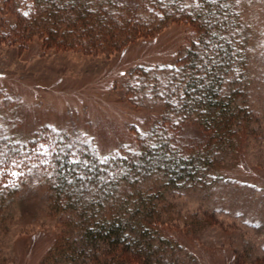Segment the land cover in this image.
Returning a JSON list of instances; mask_svg holds the SVG:
<instances>
[{"label": "rangeland", "instance_id": "obj_1", "mask_svg": "<svg viewBox=\"0 0 264 264\" xmlns=\"http://www.w3.org/2000/svg\"><path fill=\"white\" fill-rule=\"evenodd\" d=\"M222 1L238 12L240 21L230 32L237 57L222 88L236 111L247 114L233 146L215 154L211 166L216 172L208 169L202 180L197 175L180 187L153 174L124 187L130 207L141 195H156L148 206L155 204L166 219L161 231L167 234L165 241H154L166 264H264V0ZM106 2L114 14L130 9L157 20L164 5L174 14L176 5L189 12L202 1ZM32 7L31 0H0V141L9 135L26 140L40 129L61 132L66 138L59 149L79 147L81 155L72 154L71 160L87 167L90 160L82 154L88 144L102 155L137 147L131 127L144 131L163 115L168 100H175L169 94L180 58L192 45L194 50L205 45L194 43L197 29L192 24L171 19L157 26L153 37L114 50L87 49L86 38L77 32L58 31L62 40L44 43L49 27L33 30L27 42L11 40V33L20 30L19 11L28 13ZM71 41L82 44L69 45ZM139 66L144 73L137 75L134 68ZM181 135L187 143L204 136L189 121ZM37 175L23 179L18 194L0 197V264H75L66 258L76 253L54 249L65 215L52 212L50 193Z\"/></svg>", "mask_w": 264, "mask_h": 264}, {"label": "trees", "instance_id": "obj_2", "mask_svg": "<svg viewBox=\"0 0 264 264\" xmlns=\"http://www.w3.org/2000/svg\"><path fill=\"white\" fill-rule=\"evenodd\" d=\"M31 1L33 7L27 16L19 11L20 30L11 33L13 41L18 38L19 42H27L33 30L49 27L51 30L42 35L44 43L55 44L58 31L64 35L77 32L86 38L87 49L114 50L135 39L153 37L156 27L171 19L192 24L197 29L194 43L205 44L195 50L192 45L193 51L189 49L180 58L181 72L174 78L169 94L175 100H168L163 115L144 131L136 125L131 127L139 142L133 149L102 155L95 144H88L89 149L82 154L90 160L87 167L71 160L72 154L81 155L79 147L72 151L59 149L66 138L60 131L51 134L40 129L26 140L9 135L0 141V197L18 194L23 179L39 174L50 193L52 212L65 215L60 218L63 228L58 230L53 246L77 254L66 260L75 264H166L154 246V241L162 243L167 237L163 233L166 219L155 204L148 206L156 195H141L130 207L124 187L153 174L161 175L167 185L180 187L197 180V175L202 180L208 169L215 171L211 166L215 154L233 146L235 131L243 127L247 114L236 111L232 98L223 94L222 88L225 72L237 57L230 44V32L240 22L238 12L222 0H201L189 12L176 5L173 14L164 5L161 17L146 20L130 9L114 14L106 0ZM125 7L121 5L123 10ZM226 34L229 36L224 38ZM74 44L82 43L71 41L69 45ZM142 68L136 67L134 72L143 74ZM174 112L183 114L173 119ZM188 121L204 135L191 143L183 141L181 135L182 125ZM76 241L78 246L74 245Z\"/></svg>", "mask_w": 264, "mask_h": 264}, {"label": "snow or ice", "instance_id": "obj_3", "mask_svg": "<svg viewBox=\"0 0 264 264\" xmlns=\"http://www.w3.org/2000/svg\"><path fill=\"white\" fill-rule=\"evenodd\" d=\"M23 15L27 16V15H28V13H27V12H25V13H23ZM14 175H15V174H14Z\"/></svg>", "mask_w": 264, "mask_h": 264}]
</instances>
